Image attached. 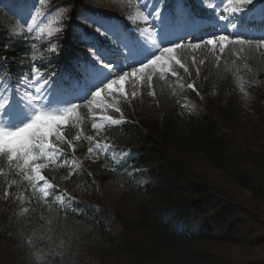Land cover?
Instances as JSON below:
<instances>
[{
    "label": "trees",
    "instance_id": "trees-1",
    "mask_svg": "<svg viewBox=\"0 0 264 264\" xmlns=\"http://www.w3.org/2000/svg\"><path fill=\"white\" fill-rule=\"evenodd\" d=\"M2 30L0 25V75L14 80L33 63L42 70L64 69L69 66L70 51L79 50L64 39L60 52L50 56L42 50L43 43L35 41L33 48L20 40L9 43ZM16 51L26 60L13 62ZM249 65L225 54L199 74L191 70L195 90L186 87V81L176 84L174 76H153L151 89L138 99L122 97L117 113L123 119L100 134L115 150L128 151L117 164L85 162L96 133H91L89 118H81L73 148L69 147L73 129L69 126L65 131L61 151L69 156L42 169L51 185L46 199L13 161L1 155L0 260L12 264H225L196 248L200 243L244 242L242 227L228 226L235 220L236 205L211 200V195L219 193L207 171L220 173L236 190L249 189L251 200L264 203L263 173L239 164L245 157L254 167L264 165V148L253 147L264 140L258 136V124L245 120L241 94L254 88L264 93V57ZM199 95L206 102L202 112L184 106L186 99L199 101ZM251 110L259 116L256 107ZM63 160H77L80 165L72 170ZM91 173L100 182L123 184L121 200L111 214L119 225L115 234L106 228L109 213L93 193ZM81 191L89 201L78 197ZM58 198L68 205L61 207ZM207 216L209 229L197 232L190 225ZM179 219L186 221L184 228L178 227ZM5 244L9 254L2 250Z\"/></svg>",
    "mask_w": 264,
    "mask_h": 264
},
{
    "label": "rangeland",
    "instance_id": "rangeland-1",
    "mask_svg": "<svg viewBox=\"0 0 264 264\" xmlns=\"http://www.w3.org/2000/svg\"><path fill=\"white\" fill-rule=\"evenodd\" d=\"M238 6H241V0H166V3L164 0H0V25L3 27L2 31L10 39L9 43L20 40L25 42L26 47L33 48V42L37 41L43 43L44 48L42 50L49 55L57 53L50 51L52 45H55L60 52V44L64 42V39L67 40V43H71L73 48L79 47L78 51L73 49L67 55L71 70L67 71L64 76L61 75L63 72L59 73L54 70L53 73L56 75H52L53 73H47V71L37 67L40 69L39 79L33 80L30 65L28 71L21 75L27 77L26 80H21L20 76L18 82L11 83L7 79L0 78V97H2L0 104H6L11 96V89L20 84L23 85L20 94L27 100L28 93L31 92L34 95L35 88L43 85L46 79L53 80L54 87L61 82L62 78H71L73 81L71 88L61 87L54 97H49L53 101L52 107L55 109H62L68 104L76 105L70 119L51 122L54 131L61 134L59 140H56L54 136L49 138L48 142L53 145L55 151L48 150L44 156L34 152L33 155L38 158L29 160L27 163L23 157L14 158L11 161L21 169L24 178L32 182L42 198H47L51 185L44 180L41 173L42 169L53 166L63 156H69L61 155V150L65 146V131L69 126L73 129L72 132L75 135L72 139L73 143L69 146L73 148L74 142L79 139L78 127L81 125V118L88 117L91 133L96 134L88 147V150L91 148L92 151H87L84 158L85 162L87 164L98 160H105L110 164L120 162L122 158L128 156V151H113L108 141L104 137H100V134L105 127L116 125L123 119L122 114L117 113L122 97L129 101L138 99L145 90L151 89L153 76H174L177 78L176 84L186 81L185 86L188 87L192 85L190 81L193 78L191 70L195 74H199L208 69L210 62H218L225 54L234 56L242 61L245 66H250L249 62H254L258 57H264V42H261L260 39L261 35L264 34V0H253L250 5H242L245 8L242 13L233 11ZM161 9L163 11L160 17L166 22L158 30L160 34L168 36L174 30L184 32L191 28L196 29L200 34L202 32V29H199L200 26L202 28L210 27L208 28L210 30L221 29L215 45L200 48L198 44L191 41L186 45L176 47L179 43L171 42V39L170 47L174 51L168 56L163 55L160 63L149 65L143 70L141 67H136L128 75L123 76L125 79L116 80L118 83L113 85L111 90H107L104 85H101L103 90L100 96H91V92L96 91L97 86L111 79L108 74L115 71L113 70L115 64L120 65L119 58L126 53L125 51L146 50L147 45L151 43L147 35L158 34L157 30L149 29L147 26V21H152L149 14L151 15L153 11H160ZM141 10L146 14L145 16L140 14ZM200 11L204 12L203 16L208 19L207 22L197 17L199 14L196 13H200ZM246 21L248 25H251L241 29V24ZM192 23L210 24L198 26L196 24L191 25ZM229 23L235 24L236 27L222 29L220 26V24L227 26ZM229 33L242 35L241 39L251 40V43L240 45L226 41L224 51L221 52L219 36L229 35ZM128 34L137 36L129 37ZM173 37L168 36V38ZM229 39L234 41L237 37L230 35ZM156 47L155 44L152 45V48ZM90 48L94 50L95 54ZM77 53L81 57L78 61L75 57ZM101 54H105L106 57H100ZM41 55V53L38 54L36 58ZM169 56L175 59H169ZM24 59L26 60L24 54L18 51L14 53L12 58L13 62L17 63ZM177 60L186 65L187 72L185 68L176 63ZM255 90V88L251 91L242 90L241 94L244 96L242 109L245 111L244 114H247L245 119L247 122L258 124L257 128L260 129L258 136L264 140V93ZM198 97L199 101L186 99L184 106L189 110L202 112L206 102L202 96L199 95ZM252 107L259 110L258 117L254 115L251 110ZM16 115L21 114L17 111ZM42 130L47 131V129ZM259 145L264 148V142L258 145L255 142L253 147L259 149ZM1 155L4 154H0V157ZM66 163L72 170L80 165L77 160ZM239 164L241 168H250L253 169V172L259 171L264 176L263 164L254 167L245 157L239 159ZM36 165H39L40 177L43 179H40L33 171ZM207 174L211 177L210 182L214 191L219 193L209 194L211 200L219 201L221 204L225 203V206L229 202L236 205L232 214L233 220H235L228 226L242 227L244 242L240 244L200 243L197 244L196 248L209 252L212 257L225 264H264V203L251 200L249 189L236 190V187L230 186L227 179L220 173L207 171ZM91 176L94 179L93 193L96 194L109 213L104 221L106 228L110 233L115 234L119 231V225L111 214L119 205L123 184L119 180L100 182L94 178L92 173ZM143 180L146 181L147 177L145 176ZM78 197L89 201L84 197V191H81ZM57 201L61 207L68 205L64 199L58 198ZM185 225L184 219L178 222L179 228H184ZM190 225L197 232L209 229L210 217H203L192 224L190 223ZM234 226L232 228L235 229ZM3 248V252L9 254V248L7 246ZM0 264H12V262L3 258L0 260Z\"/></svg>",
    "mask_w": 264,
    "mask_h": 264
},
{
    "label": "snow or ice",
    "instance_id": "snow-or-ice-1",
    "mask_svg": "<svg viewBox=\"0 0 264 264\" xmlns=\"http://www.w3.org/2000/svg\"><path fill=\"white\" fill-rule=\"evenodd\" d=\"M164 2L166 3V0H164ZM252 3L253 0H241V6L233 9V11L242 13L245 10L242 5H250ZM162 11L163 9L160 11L155 10L151 13V15L149 14V16L152 17L153 27L155 22L159 19ZM221 19H223V17H221ZM57 31H59V29H57ZM98 31L100 30L98 29ZM230 35H235L237 39L234 41L230 40ZM241 36L242 35L234 33H229V35H220L219 43L221 45V52L224 51L226 41L240 45L251 43V40L245 41L240 38ZM260 39L261 42H264V34L261 35ZM200 42L202 43L205 41ZM206 43L209 45H215L216 40L214 38H208ZM176 47H179V45H176ZM90 50L93 54H95L93 49L90 48ZM50 51L58 53L55 45H52ZM173 51L174 49L172 47H164L161 50V56H155V53H152L151 55L154 56V59L149 60L147 64L144 62L139 63L141 65V70L149 67V65H155L157 61L161 60L164 53H172ZM169 59L175 58L169 56ZM176 63L180 67L185 68V71L187 72L186 65L181 63L179 60H177ZM39 73L40 69L37 68L35 63H33L32 79H39ZM52 75H56V73H53ZM26 79L27 77L21 76V80ZM123 79L124 77L121 76L120 80ZM117 83L118 81L112 79L108 80L106 83H101L96 87V91L91 92V96H100L101 91L103 90L101 85H104V88L107 90H111L113 85H116ZM53 85V80L46 79L43 85L35 88L34 95L31 92L28 93L27 100H25V98L20 94V89L23 88V85H17L11 89V96L7 103L0 104V154L6 155L9 161L14 158L23 157L25 163H27L29 160H36L38 158L33 155L34 152H38L40 156H44L48 150L55 151L53 145L48 142L49 138L54 136L56 140H59L61 138V134L60 132L54 131L51 122L57 120L67 121L70 119L76 105L68 104L62 109L53 108V101L50 100L49 97H54L61 87L67 86L68 88H71L73 86V81L71 78H62L59 84L55 87ZM188 87L195 90L194 85H189ZM5 91L7 92L8 90ZM0 99H2V97H0ZM17 111L21 115H16ZM117 111H119V109H117ZM113 123H116V121H113ZM42 129H47V131H43ZM88 151L91 152L92 149L90 148ZM33 171L38 177H40L39 165H36ZM40 179H43V177H40ZM45 195L47 196V193H45Z\"/></svg>",
    "mask_w": 264,
    "mask_h": 264
},
{
    "label": "bare ground",
    "instance_id": "bare-ground-1",
    "mask_svg": "<svg viewBox=\"0 0 264 264\" xmlns=\"http://www.w3.org/2000/svg\"><path fill=\"white\" fill-rule=\"evenodd\" d=\"M137 4V3H136ZM138 5V4H137ZM144 9V8H143ZM140 14H142L143 16H145L146 14L141 10ZM166 22V20H162V17H159V19L155 22L154 27L152 24V21L149 20L147 21V26L149 29H155V30H160L162 25ZM251 25V24H249ZM248 22L246 21L245 23L241 24V29L244 27L248 28ZM220 26L222 27V29H224L225 27L230 28L233 27L235 28L236 25L233 23H229L227 24V26H223L220 24ZM157 29H156V28ZM210 27H199V29H202V32L200 34L199 31H196L197 33H194L196 35H192L190 42L192 41L195 44H198L200 48H205L206 46H209L208 43H206V40L208 38H214L215 40L217 39L218 35H219V31L221 29H217V30H210L208 29ZM234 32H236V30H234ZM157 35L152 34V36L147 35L149 40L151 41V43L149 45H147L146 50L144 51H139V50H132L130 52H126L124 54H122V57L119 58L120 59V65L115 64L113 68V70H115L112 74H108L109 77L112 80H119L121 76H125L128 75L133 69H135L136 67H141V65L139 63L144 62L145 64L148 63V61L150 59H154V56L151 55L152 53H155V56H161V50L164 47H170V39L168 38L167 35L163 36L162 33L160 34L157 31ZM129 37H133V36H137V35H130L128 34ZM166 39H164V38ZM153 41V42H152ZM200 41H205V42H200ZM185 42V40H184ZM155 44L156 48H152V45ZM161 45V46H158ZM170 53H164V56H168ZM162 55V56H163ZM100 57L105 58V54H101ZM116 61V60H115ZM112 62V61H111ZM119 63V62H118ZM157 63H160V60L157 61ZM125 79V77H124Z\"/></svg>",
    "mask_w": 264,
    "mask_h": 264
}]
</instances>
